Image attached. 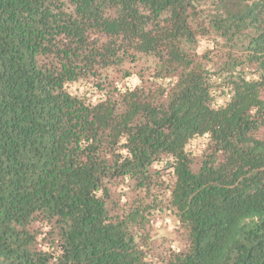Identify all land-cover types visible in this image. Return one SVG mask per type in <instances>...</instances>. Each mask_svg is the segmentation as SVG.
I'll list each match as a JSON object with an SVG mask.
<instances>
[{
	"label": "trees",
	"instance_id": "trees-1",
	"mask_svg": "<svg viewBox=\"0 0 264 264\" xmlns=\"http://www.w3.org/2000/svg\"><path fill=\"white\" fill-rule=\"evenodd\" d=\"M0 264H264V0H0Z\"/></svg>",
	"mask_w": 264,
	"mask_h": 264
},
{
	"label": "rangeland",
	"instance_id": "rangeland-1",
	"mask_svg": "<svg viewBox=\"0 0 264 264\" xmlns=\"http://www.w3.org/2000/svg\"><path fill=\"white\" fill-rule=\"evenodd\" d=\"M151 224L150 231V252L154 255L164 256L166 254L165 248L173 247L175 249H182L186 244L185 233L181 230H176L172 224L174 217L165 216L164 219H157Z\"/></svg>",
	"mask_w": 264,
	"mask_h": 264
}]
</instances>
